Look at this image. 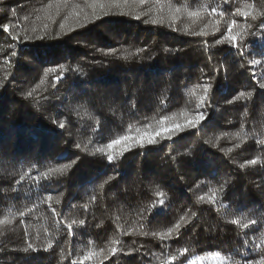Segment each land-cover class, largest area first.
<instances>
[{
  "label": "trees",
  "instance_id": "1",
  "mask_svg": "<svg viewBox=\"0 0 264 264\" xmlns=\"http://www.w3.org/2000/svg\"><path fill=\"white\" fill-rule=\"evenodd\" d=\"M217 5L222 17L210 14ZM237 10L251 14L245 18ZM195 11L200 15L189 17ZM152 19L163 24L145 22ZM233 19L234 32L243 35L247 27L240 41L243 56L228 44H215ZM262 22L264 0H0V220L9 221L0 225V264H71L110 247L117 248L115 256L105 252L84 264H162L173 256L170 264H188L214 252L241 264L258 260L252 241L259 243L264 229H242L230 221L247 217L259 225L264 216ZM206 24L207 36L186 34ZM25 35L33 38L24 41ZM49 68L56 72L45 76ZM207 82L213 84L210 107L198 109L199 85ZM241 91L252 97L227 102ZM201 110L208 118L171 140L144 149L133 144L123 157L121 145L115 146L116 164L91 154L118 136L164 127L159 124L164 116L170 127ZM52 119L63 120L65 129ZM77 156L66 175L48 180L41 175ZM256 158L257 165L246 163ZM22 172L28 175L20 180ZM38 175V182L32 179ZM222 184L215 205L199 201ZM157 191L166 193L163 209L152 208ZM182 217L179 235L161 241L151 234L167 232ZM72 220L85 223L74 225L69 235L65 225ZM49 241L52 248L45 252ZM29 243L39 251L25 253Z\"/></svg>",
  "mask_w": 264,
  "mask_h": 264
},
{
  "label": "snow or ice",
  "instance_id": "2",
  "mask_svg": "<svg viewBox=\"0 0 264 264\" xmlns=\"http://www.w3.org/2000/svg\"><path fill=\"white\" fill-rule=\"evenodd\" d=\"M114 3H119V0H113ZM139 2L141 4L145 3V0H139ZM65 3H67V0H65ZM49 7H51V5H49ZM218 8L219 5H217L216 7H212L211 8V13L210 14H216L220 17H222L224 15L223 12H218ZM176 12H179L180 9L177 8L175 10ZM105 15H107V12L104 13ZM236 15H242L245 18H247L251 13L249 11H240L237 10V12L235 13ZM13 15H15V13H13ZM93 15L95 16L96 13L94 12ZM189 17H198L200 15L199 11H195V12H189L188 13ZM97 19L99 18L98 16L96 17ZM136 19H139V16L136 17ZM252 19L255 20L256 16L253 15ZM146 23L150 22L153 25H157V24H163V20L162 19H152L151 21H145ZM175 22V16L172 17V20L169 23V26H172V23ZM264 23V22H262ZM219 20L216 21V23L214 25H211L212 27V34L214 35L215 32L219 31ZM3 31L9 33V35H11V29L9 24H4L3 26ZM47 27V26H45ZM64 25L61 24V28H63ZM209 27V25H205L204 28H201L199 31H191V32H187L186 34L188 35H196V36H207L209 33L207 31V28ZM237 28V22L236 20H231L228 23V27H227V33L224 34L220 39H217L215 41L216 45H222V44H228L229 47L231 48H235L238 50V54H240L241 56L245 55L244 52V45L240 42L243 39V35H247V27L243 30V35L241 31H236L234 32V29ZM175 30V29H173ZM36 30L33 29V32H35ZM253 35H256V33H252ZM13 41H19L20 37L18 35H12L11 36ZM33 37H30L28 35H25L23 37L24 41H28L30 39H32ZM35 39L38 40H42L44 39L43 35H37L35 36ZM204 47L206 50H208L211 45L208 44L207 41L204 42ZM262 49H264V44L261 45ZM142 51V49H141ZM165 51H169L168 49H166ZM174 51V50H173ZM262 55V57H264V51H262L260 53ZM12 56H17L18 53L16 51H12L11 53ZM21 57L23 55V53L21 52ZM212 53H209L208 55V59L211 60L212 59ZM253 55H256L255 53H253ZM127 58V57H125ZM253 64H258L260 63V61L258 60H253L252 61ZM61 69H64V65H60L59 66ZM75 71H80L79 69H76ZM50 72H56V68H49L47 69V71L44 73L45 76L48 75V73ZM255 75V74H253ZM215 77H210L209 80L211 81L212 79H214ZM57 80H60V77H57ZM41 83H43V81H41ZM88 87H90L91 85H87ZM4 85L3 83H0V88H3ZM200 89L202 90V94L197 96V108L198 109H205L206 107H210L209 104V100H210V93L213 90V84L211 82H207L204 83L202 85H199ZM259 88L260 89H264V80L259 82ZM35 91V89L28 91L25 96L26 98H31L33 96V92ZM193 96L196 95V92L193 91L192 93ZM252 97V93L248 92L245 93L243 91L239 92L238 95H236L232 100H228L227 102L229 104L233 103L234 100H240V99H250ZM185 115V121L184 123H175L172 124L170 127L166 125V121H168L170 119V117L168 116H164L160 119L159 124L164 125V127L155 130L153 132H145L142 135L138 136V137H132L130 135H121L118 136L115 139H112L110 142H108L106 145L104 146H99V147H95L94 149H92L91 154H96L99 153L101 154L103 157H106L107 163L109 165H113L116 164V154L114 152V148L117 145H121L120 148V152L119 155L121 157H123L124 153L131 150V147L133 144L137 145L140 149H144L146 146H151V145H155L158 144L160 142V140H171L172 136L176 133L179 132H183L186 128H191V129H196L198 128L201 123L203 121H205L208 118V112L205 110H201V111H197L195 112V114H184ZM52 123L54 125H57L59 127V129L63 130L65 129L66 125L65 122L63 120H59V119H52ZM146 128H151L152 126L149 125H145ZM139 131V129L137 130ZM160 138L159 140L157 138ZM237 138H239V133L237 134ZM128 141H131V143H126ZM206 144L211 143V141H205ZM259 143H264V141H259ZM237 147H239V144L236 145ZM75 147L78 149H81V151L84 152H89V149L87 148V145H84L82 147V145L80 143H76ZM229 151H231V149H229ZM80 159L79 156H77L75 159H73L71 161V163H67V164H63L59 167H49L47 169V171L41 173V175L43 176V178L45 180L50 179L53 176H64L68 173L69 170L72 169L73 165H75L77 163V161ZM248 165H257L259 163V158L256 159H251L248 160L246 162ZM241 168L245 167V165H240ZM28 173H21L20 174V180H23L25 178V176H27ZM32 179L36 180L37 182L40 179V176H35L32 177ZM17 183H19V181H17ZM101 187H103V185H101ZM224 185L222 184L218 189L217 188H213L209 194L208 197H205L204 195H201L198 197L199 201L204 202L207 200V202L209 204L215 205L217 203V197L219 194L224 192ZM166 195V193L164 191H157L156 192V197L158 198L157 201L153 202L152 204V208L156 209L157 204H159V207L161 209H163L165 207V200L163 199V197ZM48 201L52 200V196L49 195L47 197ZM59 199L56 200V203H59ZM28 211L30 212L31 209H28ZM53 214L55 215V210H53ZM25 215V212L21 211L20 212V216L23 217ZM196 213L192 212V216H195ZM183 217L181 218V222H178L174 225V227H171L167 230V232H152L151 234L153 236H158L160 238L161 241L165 240V239H169L172 237L173 233L175 232L177 235H179V229L182 226L183 223ZM262 223H260L259 225H257V219H248L247 217H240L237 219H232L230 221L231 224L236 225L239 228L242 229H249L250 226H257L256 228H253V231H259L260 229H264V216L260 217ZM9 221L7 220H0V225L8 223ZM85 223L84 220H80L79 222H77L76 220H72L70 222H67L65 227L68 230L69 235H71L73 233V226L74 225H79V226H83ZM143 235H148L147 232H143ZM259 239V243H257L256 241H252V247L254 250H258L260 253V258L258 260H250V261H245V264H264V231H260V236L258 237ZM113 244H119L120 241L117 239H114L112 241ZM245 246L248 245V241L245 240ZM52 248V243L49 241L48 244L46 245V247H44V251L47 252L49 249ZM23 251L25 253L31 251V252H37L39 251V248H37L36 246H34L33 244L29 243L27 245V247H25L23 249ZM184 251H187V249H185ZM105 252H107L108 255H113L115 256L117 254V248L116 247H110L107 250L105 249H100L99 253H97L96 251H89L88 253H86L83 257H78L77 259H73L71 264H84V261H88L90 259H92L94 256L97 255H101L104 256ZM171 260H175V256L170 257L169 261H164L162 262V264H170ZM197 260H199L200 264H205V261L207 260L208 264H226V259L225 257L221 256L219 252H214V253H210L208 257L205 256H198L196 259H193L191 261L188 262V264H197ZM228 261H231V264H241V260L239 259H233L231 256L227 257ZM102 264V261H101Z\"/></svg>",
  "mask_w": 264,
  "mask_h": 264
},
{
  "label": "rangeland",
  "instance_id": "3",
  "mask_svg": "<svg viewBox=\"0 0 264 264\" xmlns=\"http://www.w3.org/2000/svg\"><path fill=\"white\" fill-rule=\"evenodd\" d=\"M221 256L225 257V259H226V264H231V261H228V260H227V256H224V255H221ZM195 259H196V258H195ZM197 264H200L199 260H197ZM205 264H208L207 260L205 261Z\"/></svg>",
  "mask_w": 264,
  "mask_h": 264
}]
</instances>
